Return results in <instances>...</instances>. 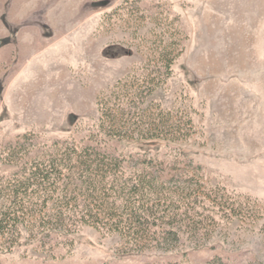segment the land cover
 I'll list each match as a JSON object with an SVG mask.
<instances>
[{
	"label": "rangeland",
	"instance_id": "1",
	"mask_svg": "<svg viewBox=\"0 0 264 264\" xmlns=\"http://www.w3.org/2000/svg\"><path fill=\"white\" fill-rule=\"evenodd\" d=\"M168 57L147 106L186 136L110 140L98 97ZM55 142L124 150L211 198L166 249L124 254L117 234L85 226L44 247L23 232L0 264H264V0H0V174Z\"/></svg>",
	"mask_w": 264,
	"mask_h": 264
},
{
	"label": "trees",
	"instance_id": "2",
	"mask_svg": "<svg viewBox=\"0 0 264 264\" xmlns=\"http://www.w3.org/2000/svg\"><path fill=\"white\" fill-rule=\"evenodd\" d=\"M173 62L168 57L155 76L130 74L98 97L99 127L110 140L125 147L152 146L186 136L179 125L174 129L169 112L157 107L151 115L147 106L152 92L170 77ZM46 149L11 176L0 174L1 251H11L23 232L44 247L55 235L71 236L89 226L117 234L129 247L124 254H139L151 244L162 248L179 241L195 200L211 198L195 192L192 178H165L152 161L135 160L124 150L114 154L73 142Z\"/></svg>",
	"mask_w": 264,
	"mask_h": 264
}]
</instances>
